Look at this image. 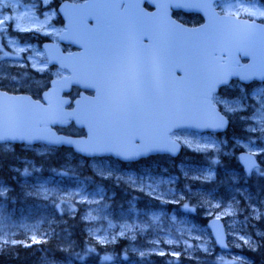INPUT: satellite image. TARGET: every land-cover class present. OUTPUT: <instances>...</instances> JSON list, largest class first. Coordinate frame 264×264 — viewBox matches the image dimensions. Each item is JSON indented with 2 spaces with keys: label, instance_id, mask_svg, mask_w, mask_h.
<instances>
[{
  "label": "rangeland",
  "instance_id": "1",
  "mask_svg": "<svg viewBox=\"0 0 264 264\" xmlns=\"http://www.w3.org/2000/svg\"><path fill=\"white\" fill-rule=\"evenodd\" d=\"M64 1L79 0H0V89L37 94L43 82L30 81L29 72L47 78L60 76L57 69L42 63L46 61L44 54L39 43L31 38L56 40L61 31L56 8ZM216 8L224 14L264 22V16L259 15L264 11V3L259 0H230ZM11 20L15 24H10ZM232 89L238 90L235 99L216 97L215 102L243 132L235 133L230 141L226 137L215 139L184 131L172 137L189 152L212 153L215 157L222 153V146L232 143L225 150L226 156L233 158L237 150L256 156L260 168L249 178L264 179V131L260 130L264 125L259 117L248 119L251 107L242 110L224 103L239 100L245 92L264 90V85ZM255 102L254 98L243 101L247 105ZM18 151L30 157L48 154L46 148L26 152L8 149L0 154L10 158L12 152L17 155ZM22 161V168L14 170L16 188L0 179L4 189L0 194V246L39 243L53 235L67 243V249L73 248L69 233L55 229L62 211L72 216L80 213L81 220L88 225L87 237L105 247V255L100 262L79 254L56 264H254L240 253L262 245L263 234L255 221L260 215L264 218V193L254 196L258 205L250 191L235 187L238 180L234 176L229 177L228 188L224 185L210 192L199 190L196 183L213 180L211 167L182 168L170 160L120 167L105 159L77 160L69 156L54 176L45 178L35 161ZM78 168L84 171L81 177L75 175L82 173ZM209 218L222 220L227 251L217 249L207 229L198 223Z\"/></svg>",
  "mask_w": 264,
  "mask_h": 264
},
{
  "label": "water",
  "instance_id": "2",
  "mask_svg": "<svg viewBox=\"0 0 264 264\" xmlns=\"http://www.w3.org/2000/svg\"><path fill=\"white\" fill-rule=\"evenodd\" d=\"M215 1L220 0H209L210 6L200 11L173 8L188 0H153L156 6L151 0L148 3L141 0L63 2L58 14L65 31L59 35L58 42L71 44L80 52L64 54L57 44L41 45L48 66L68 73L49 82L41 95L42 102L0 91V134L25 138L0 143H42L69 148L86 159L111 156L121 162H133L156 154L175 158L181 148L169 138L174 131L223 132L227 120L213 106L212 96L234 77L245 84L253 79L261 80L264 26L218 15L213 9ZM102 3L127 7L104 9L102 19L97 22L95 16L101 10L95 6ZM144 4L154 7V12L143 10ZM169 9L199 14L203 23L187 28L169 21ZM88 22L93 26H88ZM85 36L88 39H82ZM143 41L149 45L146 65L138 66L135 62L133 67L130 60L123 58L125 62L109 66L106 74L121 76V80L105 83V45H122L128 51L130 45ZM245 49L249 55L244 54ZM238 56L248 63L241 65ZM236 72L251 79L243 81L233 74ZM105 84L119 85L123 95L105 101ZM72 87L92 91L93 96L81 95L73 108L66 110L69 100L62 95ZM130 112L132 118L127 119ZM71 123L83 129L85 136L57 135L52 129ZM134 153L138 155L125 159ZM245 157L252 158L254 167L257 163L251 155L239 154V163L249 172L254 167L249 169ZM206 228L216 247L226 250L221 221L209 219Z\"/></svg>",
  "mask_w": 264,
  "mask_h": 264
},
{
  "label": "trees",
  "instance_id": "3",
  "mask_svg": "<svg viewBox=\"0 0 264 264\" xmlns=\"http://www.w3.org/2000/svg\"><path fill=\"white\" fill-rule=\"evenodd\" d=\"M27 36V35H24ZM31 38V37H30ZM46 38L34 37L32 41L41 43ZM39 76V77H38ZM37 75L34 72H29L27 78L30 81H36L39 79L43 82L42 89L47 86V82L50 78L46 76ZM50 77V76H48ZM26 79V80H28ZM236 84H231L229 88H223L220 90V94H223L228 99H235L237 97L236 89H232ZM41 88H37L38 92ZM229 127L227 129L226 136L231 138L234 133L238 134L243 132L237 127L235 120L232 116H229ZM241 131V132H240ZM238 132V133H237ZM24 152L18 151L17 155L9 157L0 156V179L4 180L5 184L9 187L16 188L13 180L17 176V172L14 170H20L22 168L21 161L24 158H28L27 155H22ZM71 156L74 159L81 160L78 156L71 153L70 150L61 148L54 149L52 153L46 158H34L36 165L39 167L41 177L48 178L54 176L67 162L68 157ZM159 159L158 161H161ZM180 167L185 168L189 166H210L214 170V179L210 183L199 182L197 188H201L206 191H211L213 188L223 179L220 177V171L224 170L225 167H229L234 173L241 172V169L237 165L236 161H230L223 157H213L211 154H200L183 150L180 156L173 161ZM169 168V167H168ZM171 170V168H169ZM13 170V171H12ZM79 171L81 169L78 168ZM82 173L78 172L75 175L77 177L83 176ZM76 178V177H74ZM247 190L250 191V195L255 199L256 194L251 193L254 191L251 182L249 181L245 185ZM218 189V188H217ZM9 195L14 196L12 192H8ZM119 195V189H116V196ZM55 210L53 211V217H55ZM60 221L59 225H56L55 229L59 228L61 231L69 233L73 248L67 249V243L62 242L59 237L51 235L47 240L39 243H23L19 242L14 245L3 244L0 246V264H56L65 258L78 257L79 254H85L89 261L100 262V258L105 255V247H100L95 241H91V237H87L86 227L88 226L84 221L81 220L80 213L67 214L66 211H62L61 215L57 217ZM192 219V218H191ZM200 226L204 227L205 219L198 220ZM257 230H261L263 238L261 239L262 245L255 250H243L240 255L248 261L254 264H264V218L260 215L257 221ZM118 252V251H117ZM98 256H100L98 258Z\"/></svg>",
  "mask_w": 264,
  "mask_h": 264
},
{
  "label": "snow or ice",
  "instance_id": "4",
  "mask_svg": "<svg viewBox=\"0 0 264 264\" xmlns=\"http://www.w3.org/2000/svg\"><path fill=\"white\" fill-rule=\"evenodd\" d=\"M141 2L148 3L149 0H141ZM151 2L153 3V0H151ZM233 2H235V0H233ZM241 2H243V0H241ZM209 6H210L209 0H188L187 3H185L183 5H176L173 8L174 9H189V10L195 9L197 11H200V10H204V9L208 8ZM121 7H127V6L117 4V3H102V4L96 5L95 8L101 10L95 16L97 22H99L103 17V11L102 10H104V9L116 10V9L121 8ZM259 15L264 16V11H261L259 13ZM5 22H8V21H5ZM10 24H15V20H11ZM82 39H88V37L85 36V37H82ZM77 42H79V41H77ZM244 54L249 55L248 50L245 49ZM42 63H47V61H43ZM233 74L240 76V79L243 81H248L251 79V77L249 75H242L239 72H236ZM259 75H260L261 81H264V69L260 70ZM224 83L226 84L227 81H224ZM248 98H254L256 102L252 105L244 104L243 101L248 99ZM224 103L240 107L242 110H247V108L251 107L252 108V115L250 117H248V119L255 120L259 117L261 125H264V90L256 91L253 94H249V93L245 92V95L243 97H241L239 100L231 101V102L225 101ZM126 118L131 119L132 113L130 112ZM250 130L254 131L255 128H252ZM260 130L264 131V127H261ZM7 139L15 140V139H25V138L24 137H16V136L9 137V136L0 134V141L7 140ZM50 142L55 143L57 141H50ZM137 142H139L138 138H137ZM117 155H120V153H117ZM135 155H138V153H134L132 155L125 156V159H132V158H134ZM245 162L248 164L249 169L254 167V163H253L251 157H245ZM25 172H27V169H25ZM3 191H4L3 187L0 186V194H3ZM104 259L107 260V259H109V257H104Z\"/></svg>",
  "mask_w": 264,
  "mask_h": 264
},
{
  "label": "flooded vegetation",
  "instance_id": "5",
  "mask_svg": "<svg viewBox=\"0 0 264 264\" xmlns=\"http://www.w3.org/2000/svg\"><path fill=\"white\" fill-rule=\"evenodd\" d=\"M83 0H79L77 2H81ZM261 3H264V0H259ZM146 9H148L146 6H144ZM172 16H175L178 20L183 21V22H189L187 24H191L190 26H195L197 25L196 22H191L187 16H183V14H178V13H173ZM262 21V20H261ZM263 22V21H262ZM199 24V23H198ZM141 47L143 46H147V45H140ZM63 51L65 52H78V49L76 47L70 46V47H62ZM123 48L117 45H105V51H111L109 53H105V83L108 81H118L120 80L122 77L121 76H107L106 74L109 72L107 71V69H109V66H115L116 64L121 62V57H123L122 54H120L118 51L122 50ZM244 62V60H242ZM233 82L238 83L239 81L237 79H233ZM106 88H110L109 86L105 85V99L109 98V97H115V98H119L121 97L120 93L117 91L115 93V95H108ZM81 94V90H79L78 88H75L72 90V93L70 95V99H71V103L76 100L77 98H79ZM84 94H86L87 96H92L91 92L85 91ZM107 105V103H105ZM79 133V132H78ZM12 146L10 145H0V149L1 150H8L9 148H11ZM35 147H41L40 145H36ZM156 155H150L147 156L144 159H140L138 160V163L140 162H153L156 160ZM105 160H111L110 158H105Z\"/></svg>",
  "mask_w": 264,
  "mask_h": 264
}]
</instances>
